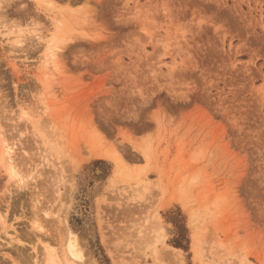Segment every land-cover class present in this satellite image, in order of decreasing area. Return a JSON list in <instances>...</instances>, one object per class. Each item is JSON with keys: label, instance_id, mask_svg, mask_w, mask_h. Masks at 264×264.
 Listing matches in <instances>:
<instances>
[{"label": "rangeland", "instance_id": "1", "mask_svg": "<svg viewBox=\"0 0 264 264\" xmlns=\"http://www.w3.org/2000/svg\"><path fill=\"white\" fill-rule=\"evenodd\" d=\"M173 263L264 264V0H0V264Z\"/></svg>", "mask_w": 264, "mask_h": 264}, {"label": "bare ground", "instance_id": "2", "mask_svg": "<svg viewBox=\"0 0 264 264\" xmlns=\"http://www.w3.org/2000/svg\"><path fill=\"white\" fill-rule=\"evenodd\" d=\"M157 226H158V225H157ZM154 228H155V227H154ZM154 228H153V229H154ZM158 228H159V227H158ZM158 228H157V229H158ZM155 229H156V228H155ZM155 229H154V231H155ZM160 230H162V229H160ZM149 231H150V230H149ZM150 232H151V231H150ZM150 232H148V234L153 235L154 232H153V233H150ZM163 233H164V232H163ZM143 235H144V234H143ZM143 235H142V237H143ZM146 236H148L147 233H146ZM144 237H145V236H144ZM149 237H151V236H148V238H149ZM153 237H154V236H152L151 238L153 239ZM155 237H156V236H155ZM155 237H154V240H155ZM151 238H149V241H151ZM142 239H143V238H142ZM145 240H148V239L145 237ZM69 241H70V240H69ZM69 241H68V242H69ZM149 241H148V243H149ZM75 242H76V241L74 240L73 243H75ZM146 242H147V241H146ZM142 243H144L143 246H144V245L146 246V245L148 244V243L145 244L144 241H142ZM74 247H75V246H73L72 243L69 242V244H68V250H69L68 253L70 252L69 254L72 256L71 258H73L74 256H75V257L82 258V257H80V256H77L79 253L76 254V253L73 252ZM171 254H172V253H171ZM75 257H74V258H75ZM169 258H170V257H169ZM79 260H82V259H79ZM83 261H84V260H83ZM174 261H175V260H174ZM174 261H173V262H174ZM176 261H177V260H176ZM78 262H79V261H78ZM176 263H177V262H176ZM173 264H174V263H173Z\"/></svg>", "mask_w": 264, "mask_h": 264}, {"label": "trees", "instance_id": "3", "mask_svg": "<svg viewBox=\"0 0 264 264\" xmlns=\"http://www.w3.org/2000/svg\"><path fill=\"white\" fill-rule=\"evenodd\" d=\"M97 161L98 160H96L95 162H97ZM184 232H185V230L183 228H181L180 226H178L176 228V237L173 239V242H172L174 246L181 247V248H186V247H184L183 245L180 244L181 243L180 240H182V238L184 236Z\"/></svg>", "mask_w": 264, "mask_h": 264}]
</instances>
